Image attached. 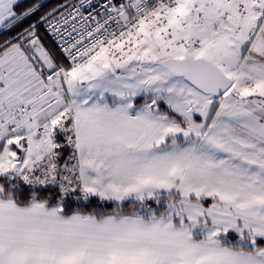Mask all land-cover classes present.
<instances>
[{
	"label": "snow or ice",
	"instance_id": "snow-or-ice-1",
	"mask_svg": "<svg viewBox=\"0 0 264 264\" xmlns=\"http://www.w3.org/2000/svg\"><path fill=\"white\" fill-rule=\"evenodd\" d=\"M0 264H264V0H0Z\"/></svg>",
	"mask_w": 264,
	"mask_h": 264
}]
</instances>
